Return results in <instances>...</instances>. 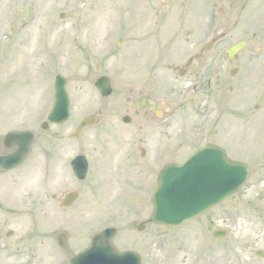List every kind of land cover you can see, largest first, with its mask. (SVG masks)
<instances>
[{"label":"rangeland","instance_id":"rangeland-1","mask_svg":"<svg viewBox=\"0 0 264 264\" xmlns=\"http://www.w3.org/2000/svg\"><path fill=\"white\" fill-rule=\"evenodd\" d=\"M147 2L0 0V133L37 134L23 165L0 176V264H70L107 227L118 230L113 239L118 250L137 252L143 264H264L255 256L264 251V0H149L150 14L142 24ZM30 5H39L41 17L29 27ZM47 21L53 30L39 26ZM40 32L42 40L36 37ZM222 34L201 60L214 62L205 80H215L218 98L210 101L219 106L218 122L213 129L211 124L199 129L185 105L173 116L178 125L173 124L172 134L158 132L161 142L149 174L148 162L138 163L135 142L120 138L128 133L118 129L122 117H134L137 96L152 85L149 77L158 83L155 92L166 96L170 92L164 87L176 75L173 68ZM241 40L247 45L229 60L226 50ZM235 68L239 71L231 76ZM57 74L68 80L71 118L42 129ZM100 76L112 82L107 99L94 87ZM186 86L183 98L193 102L192 87ZM173 91L175 97L181 93ZM90 114L98 115L97 123L72 137ZM184 137L196 141L187 143ZM207 141L220 143L232 158L250 166L246 185L181 227L148 224L139 231L151 216L160 170L182 162ZM80 154L90 165L84 181L70 166ZM71 191L80 198L65 208L62 200ZM217 229L227 230L228 237L214 238ZM58 234L66 235L69 251L57 244Z\"/></svg>","mask_w":264,"mask_h":264},{"label":"water","instance_id":"water-1","mask_svg":"<svg viewBox=\"0 0 264 264\" xmlns=\"http://www.w3.org/2000/svg\"><path fill=\"white\" fill-rule=\"evenodd\" d=\"M213 43L204 47L209 49ZM246 45L238 42L227 50L228 57L233 59ZM66 79L58 76L55 84V101L49 115L52 123L62 124L69 115V97L66 89ZM96 86L103 96L111 93L109 79L106 77L96 81ZM95 116L83 120L77 133L86 126L92 125ZM8 146L18 143L20 148L10 156L0 161L7 168L19 165L27 154L32 143V134L29 132L11 133L5 140ZM72 166L79 178H84L87 163L83 157L73 161ZM249 176L247 165L230 161L225 152L215 146H208L198 150L183 164H173L161 171L158 185L152 197L153 213L149 222L171 228L180 227L184 222L195 218L219 204L222 200L235 193ZM77 198L76 193L69 194L65 205H70ZM144 224L139 229L142 230ZM116 230L109 228L92 239L91 246L71 259V264H141V257L134 252H118L111 243ZM227 234L218 230L213 236L223 238ZM59 245L68 250L66 237L57 236ZM257 255L264 257V252Z\"/></svg>","mask_w":264,"mask_h":264},{"label":"flooded vegetation","instance_id":"flooded-vegetation-1","mask_svg":"<svg viewBox=\"0 0 264 264\" xmlns=\"http://www.w3.org/2000/svg\"><path fill=\"white\" fill-rule=\"evenodd\" d=\"M30 6L32 9H29L28 13L30 14L31 16L30 18L32 20L31 21L29 20L27 22V25H25L29 27L34 25V22L37 20L36 18L41 17V14L38 11L39 5H30ZM148 16L149 14L145 16V20L141 22L142 24L146 23ZM65 17H66L65 13H61L59 15V18L63 19L62 20L63 22L65 20ZM49 22L50 21H47V23L42 22V25H39V26H42V29L47 28V30H51L53 26H50ZM65 23H67V21ZM72 24L74 25V23ZM70 33L71 32L69 31L67 34V32L65 31L63 34L65 36L67 35L71 37L72 35ZM36 37L41 40L44 39V32L42 33L40 32L38 36ZM203 56H204V53L189 55L186 57L185 62L183 64L176 65L173 68L176 75L172 79L173 83L171 84L168 83L164 87L166 92H170L166 96H159L155 92L157 90L158 83L154 77H149V81L150 83H152V85L146 87V89L142 90L137 96V99L135 100V105H134V117L131 118L129 116V121L125 122L124 116H123L121 119V126L119 127L118 125V129L120 131L126 130V132H128L126 135L121 136L120 138L126 139L127 141L132 140L133 142H135L138 148V153L140 157L138 160V163H141L140 161H144V160L148 162L146 164L148 165L146 166V169H148L149 174L152 173L151 164L153 163V160H154L152 159L153 158L152 153L155 152V150L157 149L158 143L161 142L160 139L157 138V135L159 133L160 134L162 133L164 137H168L172 134V128L174 127L173 124H177L172 120L173 116L179 110L182 111V109L185 108V105H187V107H190V110H186V111L191 112V114L193 113L195 114L194 115L196 117L195 124L199 126V129H201L205 125H209V124L212 125V123L215 124L216 122H218L217 118H215L214 116H215V113H217L218 115L220 114L219 106L216 105V102L210 101V98L212 96L218 98L217 91H216L217 90L216 85L214 83L215 80L214 79H207V81L205 80V74H207L206 71L210 70L211 66H214V62H210V63L208 62L206 64L203 63V61H201ZM149 64L150 63H147L145 64V66L147 67ZM150 69L152 70V68H148V72H151ZM214 73L215 75L219 74V70L217 72L214 70ZM185 85H187L186 88L188 86L192 87L191 96L193 97V102L186 101V99L183 98L182 87H184ZM111 86H112V82H111ZM174 89H178V91L181 92L180 94L177 93L178 94L177 97H175L173 94ZM229 91L233 92L234 90L232 87H230ZM196 95H198V98L194 101V98L196 97ZM105 98L107 99V97ZM142 98L144 99V101L140 102ZM234 109L235 108H232V110ZM240 114H242V112H240ZM213 128L214 126L212 125V129ZM114 129L115 130L117 129L116 125L114 126ZM4 133L5 132L0 133V157H4L18 149V146L16 144L15 145L12 144L8 146L5 143L4 139L7 133L6 134ZM36 135L37 134L35 133L33 134V141L31 144L29 154H31V152L34 150L35 144L37 143ZM201 135L204 136V134H201ZM206 135L211 136L212 130L211 131L209 130ZM184 140L187 143H190L191 140L194 142L196 141L194 140V138H190V137L189 138L184 137ZM208 145L222 147L223 149H225L227 156L230 158L231 155L228 154L229 150L225 146H222L220 143L215 142V141H207L204 144L198 146L195 150H198L202 147H206ZM174 163H179V162H174ZM139 167H140V170L142 168V171L145 172L143 165H140ZM14 170H7L4 166L0 165V176L7 175L13 172ZM128 177H129V171H128Z\"/></svg>","mask_w":264,"mask_h":264},{"label":"bare ground","instance_id":"bare-ground-1","mask_svg":"<svg viewBox=\"0 0 264 264\" xmlns=\"http://www.w3.org/2000/svg\"><path fill=\"white\" fill-rule=\"evenodd\" d=\"M26 53V52H25Z\"/></svg>","mask_w":264,"mask_h":264}]
</instances>
